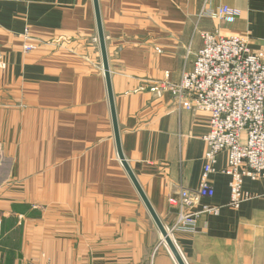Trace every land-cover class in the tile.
Listing matches in <instances>:
<instances>
[{
	"label": "crops",
	"instance_id": "0c3cea01",
	"mask_svg": "<svg viewBox=\"0 0 264 264\" xmlns=\"http://www.w3.org/2000/svg\"><path fill=\"white\" fill-rule=\"evenodd\" d=\"M123 155L165 227L205 167L209 115L165 90L193 69L203 32L264 53V0H98ZM227 6L234 22L200 18ZM37 49L26 52V44ZM221 153L186 264H264V180L230 202ZM0 264H178L119 157L94 0H0Z\"/></svg>",
	"mask_w": 264,
	"mask_h": 264
},
{
	"label": "built area",
	"instance_id": "2783aa9c",
	"mask_svg": "<svg viewBox=\"0 0 264 264\" xmlns=\"http://www.w3.org/2000/svg\"><path fill=\"white\" fill-rule=\"evenodd\" d=\"M240 13L227 6L205 9L200 18L234 22ZM203 47L196 54L192 71L185 72L179 83H164L156 89L168 91L178 105L188 111L209 115L210 131L204 137L205 167L199 188L181 189L169 204L177 208L176 222L167 233L193 232L201 215H218L220 207L203 205L212 199L215 189L210 176L218 156L227 152L222 171L230 179L228 206L239 209L253 198L245 191V180H264V53L253 51L243 36L223 37L218 32L201 34ZM26 52L37 49L26 44Z\"/></svg>",
	"mask_w": 264,
	"mask_h": 264
},
{
	"label": "water",
	"instance_id": "95a60500",
	"mask_svg": "<svg viewBox=\"0 0 264 264\" xmlns=\"http://www.w3.org/2000/svg\"><path fill=\"white\" fill-rule=\"evenodd\" d=\"M95 10H96V17H97V25H98V33H99V40H100V46L102 51V57H103V64H104V70L107 80V87H108V93H109V100L111 105V111H112V118H113V125L115 129V138L117 141V147L119 152V157L123 163V166L125 167L132 183L134 184L135 188L137 189L139 195L141 196L142 200L146 204L153 220L155 221L156 225L158 226L164 241L168 245L169 249L171 250L172 254L174 255L176 261L178 264H186L185 261L182 259L181 255L179 254L177 248L175 247L172 238L167 233L165 225L161 222L160 218L158 217L157 213L151 206L149 200L147 199L142 187L140 186L137 178L135 177L134 173L132 172L130 166L128 165L122 149H121V143H120V134H119V128H118V122H117V116H116V109H115V102H114V96L112 91V84H111V78H110V72H109V63H108V55H107V49H106V41H105V35L103 32L102 22H101V15H100V8H99V2L98 0H94Z\"/></svg>",
	"mask_w": 264,
	"mask_h": 264
}]
</instances>
